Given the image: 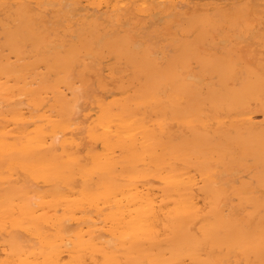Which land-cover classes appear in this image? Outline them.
Returning <instances> with one entry per match:
<instances>
[{
    "label": "bare ground",
    "instance_id": "obj_1",
    "mask_svg": "<svg viewBox=\"0 0 264 264\" xmlns=\"http://www.w3.org/2000/svg\"><path fill=\"white\" fill-rule=\"evenodd\" d=\"M0 264H264V0H0Z\"/></svg>",
    "mask_w": 264,
    "mask_h": 264
}]
</instances>
